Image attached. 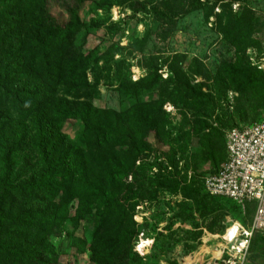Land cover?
I'll list each match as a JSON object with an SVG mask.
<instances>
[{
	"label": "rangeland",
	"instance_id": "374dc122",
	"mask_svg": "<svg viewBox=\"0 0 264 264\" xmlns=\"http://www.w3.org/2000/svg\"><path fill=\"white\" fill-rule=\"evenodd\" d=\"M28 11L43 20L46 33L68 27L76 16L72 34L51 40V63L59 60L63 72L53 81L30 64ZM7 15L16 17L0 45V80L7 77L12 85L17 79L49 97L84 96L99 110L119 113L150 102L169 114L162 135L146 131L150 148L122 231L96 242L92 216L77 218V201L60 200L65 220L48 235L49 264H244L264 258V232L253 233L244 260L236 259L234 244L226 245L233 223L251 227L255 206L212 196L204 187L224 160L226 132L264 119V0H21ZM80 54L77 70L85 72L89 89L73 91L64 68ZM246 71L255 80L250 86L240 77ZM18 112L5 104L1 121L12 119L25 131L27 120ZM82 129L80 120L68 119L61 131L76 143ZM174 181L181 185L169 190ZM221 244L225 249L214 255Z\"/></svg>",
	"mask_w": 264,
	"mask_h": 264
},
{
	"label": "trees",
	"instance_id": "16d2710c",
	"mask_svg": "<svg viewBox=\"0 0 264 264\" xmlns=\"http://www.w3.org/2000/svg\"><path fill=\"white\" fill-rule=\"evenodd\" d=\"M20 2L0 0L2 46L8 39L6 25L16 17L8 18L7 14ZM28 16L32 27L28 36L32 43L28 51L30 64L40 65L41 76L53 81L61 67L59 60L51 63V40L72 34L77 29L76 16L66 28L50 27V33H46L47 25L37 14L28 11ZM40 33L46 35L40 39ZM78 56L67 60L64 71L71 76L73 91H85L89 88L85 72L77 70L78 60L83 63L81 54ZM240 77L248 86L255 81L247 71ZM228 78L234 83L236 73H229ZM11 79L12 85L7 77L0 80V264H49L44 258L53 247L47 243L48 235L65 220V206L60 200L77 201V218L92 216L96 242H105L122 231V217L136 205L132 199L139 189L133 187L137 172L145 167L142 156L150 148L145 141L146 131L154 129L162 135L169 114L159 107L152 108L150 102L119 113L99 110L84 96L73 101L44 96ZM5 104L19 109L18 115L27 120L25 131H18L12 119L1 121ZM68 119L83 123L76 143L61 131ZM171 185L169 190L181 182ZM129 222L134 223L132 217Z\"/></svg>",
	"mask_w": 264,
	"mask_h": 264
},
{
	"label": "built area",
	"instance_id": "2783aa9c",
	"mask_svg": "<svg viewBox=\"0 0 264 264\" xmlns=\"http://www.w3.org/2000/svg\"><path fill=\"white\" fill-rule=\"evenodd\" d=\"M204 187L212 196L230 199L241 206L245 203L255 206L251 227L244 229L239 224V241L235 240L232 246L239 255L236 259L244 260L253 233L264 232V119L226 132L225 158L204 179Z\"/></svg>",
	"mask_w": 264,
	"mask_h": 264
},
{
	"label": "bare ground",
	"instance_id": "6f19581e",
	"mask_svg": "<svg viewBox=\"0 0 264 264\" xmlns=\"http://www.w3.org/2000/svg\"><path fill=\"white\" fill-rule=\"evenodd\" d=\"M233 224L235 225V228H236V229H235L234 232L230 231V233H231V234H234V235H233L232 239L226 243V245H231V244H233V242H234L235 240H236V241H239V239H238L239 232H240V231H239V224H238V223H233ZM231 226H232V225H231ZM231 226H230V227H231ZM231 230H232V229H231ZM230 233H229V234H230ZM240 241H243V240H240ZM221 245L223 246L222 248L219 247L218 250H213L212 253H213L214 255L219 256V255L221 254L222 250L225 249V248H224L225 245H223V244H221ZM233 247H234V246H233ZM186 264H200V263H198V262H194V261L191 260V261L187 262Z\"/></svg>",
	"mask_w": 264,
	"mask_h": 264
},
{
	"label": "crops",
	"instance_id": "0c3cea01",
	"mask_svg": "<svg viewBox=\"0 0 264 264\" xmlns=\"http://www.w3.org/2000/svg\"><path fill=\"white\" fill-rule=\"evenodd\" d=\"M250 263V264H264V258H255L252 261H246L244 264Z\"/></svg>",
	"mask_w": 264,
	"mask_h": 264
},
{
	"label": "snow or ice",
	"instance_id": "6c2138e0",
	"mask_svg": "<svg viewBox=\"0 0 264 264\" xmlns=\"http://www.w3.org/2000/svg\"><path fill=\"white\" fill-rule=\"evenodd\" d=\"M231 231H232V232H234V231H235V229H232Z\"/></svg>",
	"mask_w": 264,
	"mask_h": 264
},
{
	"label": "water",
	"instance_id": "95a60500",
	"mask_svg": "<svg viewBox=\"0 0 264 264\" xmlns=\"http://www.w3.org/2000/svg\"><path fill=\"white\" fill-rule=\"evenodd\" d=\"M246 264H250V263H246Z\"/></svg>",
	"mask_w": 264,
	"mask_h": 264
}]
</instances>
